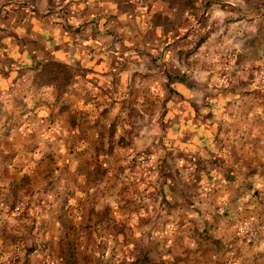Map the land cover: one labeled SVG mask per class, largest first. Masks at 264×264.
I'll use <instances>...</instances> for the list:
<instances>
[{
  "label": "crops",
  "instance_id": "obj_1",
  "mask_svg": "<svg viewBox=\"0 0 264 264\" xmlns=\"http://www.w3.org/2000/svg\"><path fill=\"white\" fill-rule=\"evenodd\" d=\"M263 70L264 0H0V264H264Z\"/></svg>",
  "mask_w": 264,
  "mask_h": 264
},
{
  "label": "built area",
  "instance_id": "obj_2",
  "mask_svg": "<svg viewBox=\"0 0 264 264\" xmlns=\"http://www.w3.org/2000/svg\"><path fill=\"white\" fill-rule=\"evenodd\" d=\"M208 57L210 59V56ZM254 77H255V89L259 91H263L264 90V70L255 73ZM150 159H151V156L149 154H143V155H140L139 157H136V163L140 167L144 168L147 165V163L150 162ZM19 211H20L19 206H15L12 209V212L15 215V217H18ZM263 231H264V225L256 223L252 220L244 222L238 227V233L241 236L247 237L248 239H255ZM19 251H20V246L17 245L14 248V253L17 254ZM224 264H238V263L237 262H226Z\"/></svg>",
  "mask_w": 264,
  "mask_h": 264
},
{
  "label": "trees",
  "instance_id": "obj_3",
  "mask_svg": "<svg viewBox=\"0 0 264 264\" xmlns=\"http://www.w3.org/2000/svg\"><path fill=\"white\" fill-rule=\"evenodd\" d=\"M67 70L60 65L55 63H46L41 65L39 73L35 75V82L37 84L43 85L44 83L50 84L56 80V78H61L62 81H65L68 76ZM61 90H57L60 92Z\"/></svg>",
  "mask_w": 264,
  "mask_h": 264
},
{
  "label": "rangeland",
  "instance_id": "obj_4",
  "mask_svg": "<svg viewBox=\"0 0 264 264\" xmlns=\"http://www.w3.org/2000/svg\"><path fill=\"white\" fill-rule=\"evenodd\" d=\"M1 111H2L3 114L6 115V113H7L6 111H7V110H1ZM7 124H9V123L7 122ZM14 126H17V124L15 123ZM16 143H17V144H22V143H23L22 140H21L17 135H16ZM34 144H35V143L32 142V145H34Z\"/></svg>",
  "mask_w": 264,
  "mask_h": 264
}]
</instances>
